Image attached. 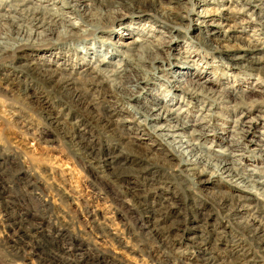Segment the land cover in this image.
<instances>
[{"label": "rangeland", "instance_id": "obj_1", "mask_svg": "<svg viewBox=\"0 0 264 264\" xmlns=\"http://www.w3.org/2000/svg\"><path fill=\"white\" fill-rule=\"evenodd\" d=\"M64 1L26 0L25 5H21L22 0H0V31L12 36L22 35L31 42L37 39L50 41L55 44L53 47L68 44L69 49H73V53L68 55L69 60L67 56H59L57 51L27 50L19 54L21 62L17 63V60L0 65V264H38L37 256L31 255L27 247L28 254L23 256L5 249V239L12 234L19 236L26 226L30 232H38L42 241L52 243L68 262L78 257L77 264H228L230 254L236 253L244 254V262L240 260V264H264V254L235 225L228 223L217 207L220 194L230 191L228 186L234 184L230 178L226 175L221 179L211 177L212 171L207 170L205 162H202L197 171L204 170L206 173L199 180L195 179L188 171L191 166L181 164L180 158L150 134V119L146 126L130 121L131 115L140 117L133 106L151 110L155 107L152 101L172 104L181 121L195 125L185 128V136L190 135L193 128L200 132L202 127H206V137L194 138L203 147L201 150L212 159H237L241 162L238 168L243 167L240 170L242 173H249L246 169L264 173L261 169L264 167V80L246 68L236 70L230 66L237 62L233 59L238 55H245L247 61L242 63L251 68L248 57H258L259 54L245 53L242 51L246 45L244 40L232 39L217 41L224 47L223 52L210 51L199 41L201 37L208 36L207 32L199 28V33L196 32L194 23L186 17L179 20L180 26L175 28L174 38L167 48H142L136 52L121 46L130 42L138 44L141 39L154 42L162 38L165 29L158 27L145 35H128L131 29L140 31L149 26L146 22L149 17L140 20L139 24L138 21L131 23V19H124L122 25L106 28L103 32L96 31L95 36L86 38V41L73 38L59 43L58 37H77L89 29ZM158 1L164 4L173 2L171 6L174 5L180 15H186L182 8L191 7V2L187 0ZM256 4L262 9L256 11L253 15L255 21L247 23L241 33L245 40L259 28V21H264V0ZM141 6L146 9L149 4L144 2ZM35 9L45 14L40 13L39 17L48 20L58 11L67 14L53 18L55 22L52 21L49 28L53 31L52 35L45 30L47 27L34 28L30 22L12 23L10 20L12 16L20 15L14 10ZM193 9L195 11L198 7ZM247 16L248 13L240 14L234 18L235 22L247 20ZM63 18L72 26L67 25L69 22L65 23ZM210 18L214 21L217 17ZM7 41L10 45L15 44L12 39ZM86 47L99 50V57L106 60L113 52L115 58L111 61L117 64L122 59V53L148 56L156 50L162 58V63L154 61L150 67L141 62L138 64L147 70L146 76L142 70L131 69L126 61L121 63L126 65L122 69L129 71L127 75L150 79L139 86L141 89H135L139 93L138 101L108 92L109 88H113L111 81L101 74L92 76L99 85L97 90L104 92L105 100L119 113L113 119L118 121L119 117H123L129 121L115 123L113 129L117 133L84 119L76 107L64 105L62 100L50 96L21 68L23 64H39L43 60L45 64H52L46 67L66 74L72 71L73 77L78 78L87 69L83 68L87 62L81 58L88 60V56L84 55ZM47 49L50 48H44ZM188 49L191 53L185 54ZM260 68L264 71V63ZM109 69L114 70L112 66ZM6 79L12 82L13 87L4 81ZM185 79L192 80L193 84L183 85ZM168 81L183 90L193 89L195 96L174 89ZM127 89L134 91V87ZM22 90L28 97L21 95L19 91ZM153 94L159 95V98L156 99ZM248 103L260 105L244 109L243 106ZM46 114L54 120H46ZM143 119L140 118V121ZM236 120L241 121L250 132L242 141L233 140L237 135L231 131L236 129L234 126H239ZM161 123L156 122V125ZM119 135L132 141V146H123ZM72 136L75 141L71 140ZM80 140L83 145L93 148V156L78 154L80 152L75 146ZM233 142H240L242 147L247 148L246 159L230 158L220 153H227L225 149H230L232 153L240 154L230 146ZM257 179L264 180V177L257 176ZM199 181L205 183L199 184ZM244 189V195L251 190ZM236 190L232 189V194L237 195L239 192ZM258 197L264 205V197ZM41 204L45 206L46 213L36 214V207ZM151 210L159 212L152 216L149 213ZM155 224L159 230L152 240L153 235L150 231L148 234L142 225ZM214 232L219 233L218 237ZM62 247L68 251L62 253ZM165 249L170 252L163 254ZM54 264H64V261L56 256Z\"/></svg>", "mask_w": 264, "mask_h": 264}, {"label": "bare ground", "instance_id": "obj_2", "mask_svg": "<svg viewBox=\"0 0 264 264\" xmlns=\"http://www.w3.org/2000/svg\"><path fill=\"white\" fill-rule=\"evenodd\" d=\"M25 1L26 0H22L21 5H25ZM171 1L179 2L183 0H171ZM187 1L191 2V7L182 8V11H185L186 15H180L181 13L176 11V9L173 7L174 5L171 6L173 2L170 1H169L170 3L164 4V2L162 3L161 1L158 0H65L64 3L68 5L69 10L71 12H76L77 16L81 20H83L82 23L85 24L89 29L83 31V33L77 37L74 36H71L72 38L58 37L57 42L64 43V41L73 38L74 40L80 39L84 41L88 37H94L96 31L103 32L104 30H106V28L113 29L115 25H122L124 19H131L132 20L131 23L132 22L137 23L138 21L139 24L140 20H143L145 17H149V19H147L146 21L149 24V26H147L146 28L145 27L142 28L140 31L131 29L128 35L129 36L136 34L145 35L146 32H151V31L154 32L156 30V27H158L165 29V32L161 34L162 38L154 42L141 39L138 41L139 42L138 44L136 42H132V43L130 42L128 44L123 43L121 44V46L128 50H132V49L136 50V52L137 50H141L142 48H155V47L167 48L169 47V43L174 38L173 32L175 28L180 26L178 24L179 20L185 19L186 17L190 22L194 23V28H195L194 30L196 32L199 33L200 31L199 29H202L205 32H207L206 35L208 36H204V37L199 36L201 37L199 41L203 46L207 47L208 49H210V51H213L215 53L223 52V48H224L223 46L221 47L217 41L225 40V39L244 40L243 42L246 45L242 49V51H244L245 53L250 52L253 55L259 54V56L258 57L251 56L250 58L248 57V61L251 62L252 65L251 68L245 67V65L242 63L243 60L247 59L245 55H241V56L238 55L236 58L233 59V61H237V62L230 64V66H232L236 70L237 69L241 70L243 68H246L248 71L257 73L259 79L264 80V71H262L261 70L262 68H260V65L264 63V54H262L264 53V21L263 22L259 21L260 22L258 23L259 28L253 30L252 33L249 35V37L246 38V40L244 37H242L241 34L243 33L244 28L248 26L247 23H251L255 21L253 15L256 13L257 10L262 9L256 3L257 2L261 3V0H195L196 3H193L194 1L192 0H187ZM144 2L149 4V7L146 9L141 6V4ZM251 2H253V4H251ZM224 3H226L227 5H224ZM231 4L232 7H230ZM194 6L198 7V9L195 11L193 9ZM80 7L83 8V10H81ZM208 7H210V9H208ZM14 11L19 12L20 15L18 17H16L15 15L12 16L10 18L12 23H14V21H20V22L26 21L27 23L30 22L34 28L47 27L45 30H47V32L51 35L53 34V31H51L49 28L51 27L52 21H54L53 18L59 17V14L62 15L67 14L66 12L58 11L57 15L55 13L56 16L52 15L53 18L51 20H48L49 18L45 19L44 17L42 18L39 17L40 13L42 15H45L40 9H35L33 11H24V10H18V11L14 10ZM88 11L89 13H85ZM247 13H248L247 20H243L242 22L239 21L237 23L235 22L234 18L236 16ZM212 16L217 17L216 20L214 21L210 20L212 19L210 18ZM93 21L95 23H93ZM68 22L69 21H65V23ZM67 25L72 26L70 22ZM33 33L36 35L35 31ZM9 39H12L15 44L10 45L7 41ZM52 45L55 44L50 41L43 42L37 39L35 42H31L29 40L24 39L22 35L12 36L11 33L8 34V32L0 31V65L4 64L5 62L15 63L17 62V60H18L17 63L21 62L19 61L20 60L19 54L27 50H33V51L41 50L39 52L46 51L50 53L57 51L59 56L60 55L64 57L67 56L68 57L67 59L69 60L70 56L68 55L69 53L70 54L73 53L72 52L73 49H69L68 44L67 46L64 45L65 47H53ZM44 48L45 49L50 48V49L44 50ZM84 50H85L84 55L88 56V60H86L85 57L82 56L81 58L82 61L87 62L83 66V68L86 67L87 69L84 70L80 74V76H78V78L73 77V74H71L72 71L70 74H66L63 71H58V69H52L46 67V65H52V64L49 63L45 64L43 60L41 62H38L39 64H35V63H31L27 65L23 64L21 68L25 72V75L27 74L28 76L35 79L41 85L42 88L46 89L50 93V96L53 95L55 96L56 99L62 100L64 102V105L76 107V109L82 114L84 119L99 124L105 130L116 132L113 129V125L115 123L125 122V121L129 122V121L123 119V117L122 119L119 117L118 121L117 119L115 120L113 119L117 115L119 116V113L117 109L113 108L105 100L104 92H102L101 90H97L99 85L95 82L96 79L95 76L94 77L92 76L95 74L96 76H99L101 74L103 75L104 79L111 81L113 88L112 89L109 88L110 90H108V92L114 93L120 98L126 97L128 100L138 101L140 100L139 98H137L138 97L137 95L139 93L135 92V89H141L139 88V86L142 83H147L150 79L144 80L145 77L138 78L137 76L134 75H127L129 71L127 69H122V67L129 65V67L131 69H134L135 71L142 70V72L145 73L143 75L146 76L147 70L142 69V67L139 66L138 64H140L141 62L147 64V66L150 67V65L154 64V61L162 63L163 62L162 58L160 57L159 54L156 53L157 52L156 50H155L156 52L155 51L151 52L153 54L148 53V56L147 55L141 56L140 54L131 55V54L122 53V59L119 60L120 63L117 64L111 61V58H115L113 52L110 53L111 55L108 57V60H106L107 58L101 59L99 57L100 52L95 48L86 47ZM189 51L190 49H188L185 52V54L191 53ZM194 52L195 51H192V53ZM77 54L78 53L76 52V55ZM81 54L82 53H80V55ZM122 62H125L126 65L121 64ZM111 66L114 68V70L109 69V67ZM4 81H6L10 87H13L11 81H8L7 79ZM178 81L182 83L183 80H178ZM185 81L186 82L183 83V85H187L191 83L193 84L192 80L189 81L185 79ZM168 82L171 85V87H173L174 89H178L179 91L187 95L195 96L196 94V92L193 91V89L183 90L184 88L182 89V87L180 86L172 85L173 83L171 81ZM127 87H134V91L133 90L130 91V89L128 90ZM115 89H117V91ZM19 92L21 93V95L28 97V95H26L24 90ZM153 95L154 97H156V99L159 98V95L157 94H153ZM34 101L35 100H33V102ZM147 102L150 101L147 100ZM152 103H154L155 107L152 109L150 108L151 110H148L146 107L144 108V106L143 107L133 106L134 110L136 111V114L139 115L140 117L136 118L133 115H131L130 121L137 122L138 125L141 124L142 126H146V122L150 119V124H151L150 134H153L154 137L158 138L165 145L166 148L170 149L175 154V156L180 158L181 164H183L184 166H191L189 167L188 171L190 172V176L193 177L195 176V179L198 178L199 180L201 176L205 175L206 173V171L204 170L197 171L198 170L197 166H199V164L202 162H205L207 170L212 171L211 177H216L218 179H221L225 175L226 177H229L230 182L234 183L232 184L234 188L230 185L228 186V190L230 191L227 192L225 191L222 193L220 192L221 194L219 201L217 203V207L221 210L227 222L235 225L237 229L240 230L244 236H246V238L251 242V244L257 250H259L264 254V205H261V203L259 202L260 199L258 197V196L264 197V180L257 179V176L264 177V173L260 172V170L255 171L254 169L253 170L246 169V171H248L249 173L247 174L242 173L240 170L243 169V167H240L239 169L237 166V165L240 166L241 162L238 161L237 159L235 160L232 158V157H238L241 160L246 159L245 154L247 153V148L242 147L240 142L237 143L233 142L230 146L233 148V151H239L240 154H235L232 153L230 149L227 150L225 149L227 153L224 152H220V153H223V155H226V157H230L232 159L230 160L212 159L207 154V152L201 150L203 147H201L197 142V139L194 138V136H200L202 137V139L206 137V135L204 134V130L206 129V127H202V131L200 132H198L196 129L193 128L191 130L190 135L185 136L184 135L185 128L188 127L191 128L195 125L186 124L185 122L181 121L178 114L174 113L173 111L174 107L171 106L172 104L169 106L168 104L164 105L163 103H155L154 101H152ZM259 105L260 104H256V103H251V104L248 103V105L243 106V108L245 109L248 106H251L252 108H256V106ZM48 114H46V116L48 117L46 118V120L53 121L54 118L49 116ZM140 118H144L143 121H140ZM159 121L163 123H161V125H156V122ZM236 122L239 123L240 127L234 126L236 127V129L234 131H231L237 135L236 136L237 138H233V140L240 139L242 141L245 139L246 134L250 132L245 125L243 126V123L241 121L236 120L235 123ZM71 140L75 141L73 136L71 137ZM119 140L120 142L123 143V146L127 148L129 146H132L133 142L130 141L125 136L119 135ZM82 143L83 142H81L80 140L79 143H76L77 144L76 146L74 145L75 148L78 149L77 152H80L78 154H80L81 156H85L86 154L87 157L93 156L94 155L93 148L90 147L89 145H83ZM167 163L169 164L168 161ZM261 169H264V167H262ZM251 182H254L255 184L252 185ZM198 183L204 184L205 182L199 181ZM256 186H261V187H256ZM245 187L251 189L250 191H246L248 192V194L246 195L243 194V192H245L244 189ZM235 188L238 189L236 191L239 192L238 194L236 193L237 195L232 194V189ZM162 209L166 211L168 210V208L166 209L162 208ZM36 212H37L36 214L46 213L45 206L44 205L42 206L41 204L40 206L36 207ZM157 212H159V210H151L149 213L150 215L153 216ZM244 213L246 214V216L244 217L241 216ZM17 225L19 226L20 224ZM196 227L198 228V226ZM142 228L146 229V232L148 234L150 231L151 235H153L152 236L153 239L151 238L152 240H154V235H155L154 233H156L159 230L156 224L151 226L142 225ZM30 231H31L30 228H27L26 226L22 228L21 234L19 236L15 234L9 235V238L5 239L7 246V248L5 249L11 250V252H13V254L17 256L19 255L23 256L25 254L26 255L28 254L27 251L28 248L30 250L29 253L31 255L33 254L37 256L38 264H54V261L56 260V256H58L61 261H64V264H77L78 257L68 262V260L64 259L63 255L60 253L61 251H59L55 246H53L52 243L42 241L41 237L39 238L38 232L36 231L30 232ZM214 234L218 237L219 233L214 232ZM203 240H205V238ZM61 250L62 253L63 251L66 252L68 251L67 248L65 247H62ZM169 252L170 250L168 251L167 249H165L164 253L163 252L162 253L168 254ZM78 255L80 256L81 253H78ZM243 256L244 254L242 253L240 254L236 253L234 255L230 254L231 260L230 262H228V264H240L241 263L240 260L243 263L244 262Z\"/></svg>", "mask_w": 264, "mask_h": 264}]
</instances>
